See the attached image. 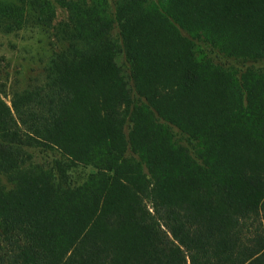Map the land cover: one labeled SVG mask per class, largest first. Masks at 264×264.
Masks as SVG:
<instances>
[{
    "label": "trees",
    "instance_id": "obj_1",
    "mask_svg": "<svg viewBox=\"0 0 264 264\" xmlns=\"http://www.w3.org/2000/svg\"><path fill=\"white\" fill-rule=\"evenodd\" d=\"M35 1L49 26L52 0ZM63 4L69 46L43 84L0 99V171L16 181L0 195V264H264V72L195 51L264 60V0ZM25 145L98 172L73 188L19 176Z\"/></svg>",
    "mask_w": 264,
    "mask_h": 264
},
{
    "label": "rangeland",
    "instance_id": "obj_2",
    "mask_svg": "<svg viewBox=\"0 0 264 264\" xmlns=\"http://www.w3.org/2000/svg\"><path fill=\"white\" fill-rule=\"evenodd\" d=\"M75 1L80 0H52L55 14L51 24L47 26L37 20L35 0H0V5H15L11 17L7 16V12L0 11V99L7 105L11 106L14 93L43 84L47 75L46 68L52 57L69 46L73 24L63 2ZM107 1L109 12L113 14L118 0ZM118 32L115 26L113 35L121 42ZM182 34L189 36L184 31ZM195 51L197 56H205L213 64L235 74L264 72V60L228 57L202 40H195ZM118 61L126 66L124 54L119 56ZM133 125L132 117L128 115L125 119V134L128 135ZM172 132L182 145L187 144L185 136L177 128H172ZM20 150L25 154L26 164L21 167L19 176L23 171L31 169L49 172L60 188L80 186L90 175L98 172L93 165L74 163L58 149L25 145ZM15 182L0 171V195L16 189ZM3 240L5 239L1 238Z\"/></svg>",
    "mask_w": 264,
    "mask_h": 264
}]
</instances>
